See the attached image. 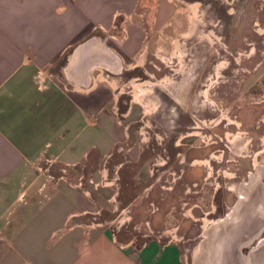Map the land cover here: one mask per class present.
Instances as JSON below:
<instances>
[{
    "label": "crops",
    "instance_id": "0c3cea01",
    "mask_svg": "<svg viewBox=\"0 0 264 264\" xmlns=\"http://www.w3.org/2000/svg\"><path fill=\"white\" fill-rule=\"evenodd\" d=\"M179 3L0 0V264H182L175 243L86 221L140 156L116 113L119 71L190 37L199 16Z\"/></svg>",
    "mask_w": 264,
    "mask_h": 264
},
{
    "label": "rangeland",
    "instance_id": "374dc122",
    "mask_svg": "<svg viewBox=\"0 0 264 264\" xmlns=\"http://www.w3.org/2000/svg\"><path fill=\"white\" fill-rule=\"evenodd\" d=\"M179 2L188 20L199 16L190 37L166 44L170 57L119 71L116 113L140 156L119 170L122 184L104 186L121 199L105 200L86 221L110 227L122 243H175L182 264H194L204 227L228 215L244 183L264 181V0ZM256 213L233 220L235 230L214 248L215 264L241 263L238 254L252 251L264 264V219L256 228Z\"/></svg>",
    "mask_w": 264,
    "mask_h": 264
},
{
    "label": "bare ground",
    "instance_id": "6f19581e",
    "mask_svg": "<svg viewBox=\"0 0 264 264\" xmlns=\"http://www.w3.org/2000/svg\"><path fill=\"white\" fill-rule=\"evenodd\" d=\"M240 194L241 197L239 201L228 213V215L211 224L203 231L204 239L198 246L194 264H215L216 254L214 248L218 245L221 246V239L226 237L228 230H235L232 226L233 220L237 219L241 216V214V219L244 217L246 218L250 214V210L255 209L257 211L256 215H258V218H256V221H254L253 224H255L254 226L256 228L259 225V220L264 219V181L262 177L258 175L249 180V182L244 183L243 186H241ZM234 244L235 242L233 245ZM237 245L240 246L241 244L238 243L235 246ZM258 248L260 247L258 246ZM251 253L252 254H250V256H241L238 254L241 261V263L238 264H246L247 262L250 264H257L259 262V258H255L254 251Z\"/></svg>",
    "mask_w": 264,
    "mask_h": 264
},
{
    "label": "flooded vegetation",
    "instance_id": "af4514ba",
    "mask_svg": "<svg viewBox=\"0 0 264 264\" xmlns=\"http://www.w3.org/2000/svg\"><path fill=\"white\" fill-rule=\"evenodd\" d=\"M165 81H167V80H165ZM181 90V89H180ZM165 91H167V89H165ZM170 92V91H169ZM179 95H180V91H179V94L178 95H172V97L174 98V99H177V100H179ZM195 129V128H194ZM212 159H215V157L214 158H212ZM205 163H207V161L205 162ZM256 164V163H255ZM222 219V218H221ZM220 220V219H219ZM218 221V220H217ZM217 221H215V222H217ZM215 222H213V223H215ZM212 223V224H213ZM210 225H208V226H206V227H204V230L205 229H207L208 227H209ZM203 230V231H204Z\"/></svg>",
    "mask_w": 264,
    "mask_h": 264
}]
</instances>
